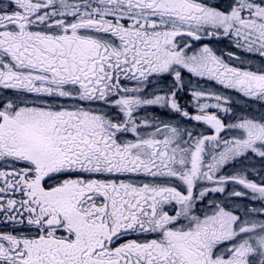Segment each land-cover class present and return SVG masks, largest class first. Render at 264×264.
<instances>
[{"label":"snow or ice","instance_id":"snow-or-ice-1","mask_svg":"<svg viewBox=\"0 0 264 264\" xmlns=\"http://www.w3.org/2000/svg\"><path fill=\"white\" fill-rule=\"evenodd\" d=\"M0 264H264V0H0Z\"/></svg>","mask_w":264,"mask_h":264}]
</instances>
